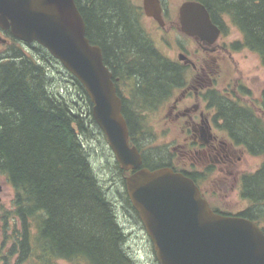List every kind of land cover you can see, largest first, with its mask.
<instances>
[{"label": "trees", "instance_id": "trees-1", "mask_svg": "<svg viewBox=\"0 0 264 264\" xmlns=\"http://www.w3.org/2000/svg\"><path fill=\"white\" fill-rule=\"evenodd\" d=\"M197 1L214 19L227 17L241 34L240 47L255 53L264 68V0ZM75 5L89 43L100 45L113 81L118 78L116 85L126 88L129 99L120 96L122 114L142 167L169 163L168 155L159 156L162 149L144 150L154 136L141 114L155 111L179 87L177 66L138 37V13L129 0H75ZM25 47L33 49L26 52L13 38L8 60L0 61V172L15 194L9 213L13 225L6 235L11 245L0 263L138 264L127 252L115 204L99 183L81 140L106 141L85 90L44 48L36 43ZM224 103L219 111L229 135L247 154L264 158V92L259 102ZM149 150L154 151L152 158ZM114 168L124 187L122 175L127 173L116 162ZM239 188L249 201L240 216L264 232V159L254 172L240 176ZM117 193L123 209L139 221L126 192Z\"/></svg>", "mask_w": 264, "mask_h": 264}, {"label": "water", "instance_id": "water-1", "mask_svg": "<svg viewBox=\"0 0 264 264\" xmlns=\"http://www.w3.org/2000/svg\"><path fill=\"white\" fill-rule=\"evenodd\" d=\"M143 10L163 25L159 0H143ZM179 22L182 33L209 44L220 34L199 2L181 4ZM0 28L25 44L36 42L81 84L116 163L130 172L126 194L158 264H264V232L255 222L214 212L182 173L142 167L112 73L101 49L89 43L75 0H0Z\"/></svg>", "mask_w": 264, "mask_h": 264}, {"label": "flooded vegetation", "instance_id": "flooded-vegetation-1", "mask_svg": "<svg viewBox=\"0 0 264 264\" xmlns=\"http://www.w3.org/2000/svg\"><path fill=\"white\" fill-rule=\"evenodd\" d=\"M170 1L159 0L163 23L159 25L154 18L144 13L143 0H129L138 13L135 19L140 31L138 37L150 44L161 58L177 66L180 80L179 87L173 89L167 102L156 108L158 111H152L153 113L165 112L171 119L170 124L177 130V142L173 151L177 150L178 153L170 155L169 163L153 169L147 167V169L169 167L174 172L189 177L198 187L201 196L211 206L209 175L220 173L223 175L221 178L225 180L223 182L232 181L235 186L243 174L239 171L238 164L247 154V149L234 140L224 128L219 105L221 100L225 102L223 107L228 103L242 106L250 102L251 90L242 78L238 61L235 60V55L246 48L240 47L241 38L239 41L227 43L224 36L228 32L226 26L230 28L232 25L231 21L224 16L214 19L208 10L211 23L220 30L218 38L209 44L208 41L196 36L185 35L180 28L179 7L185 2L198 1L182 0L175 9L170 8ZM166 35L173 36L175 41L177 38L184 40V44L177 41L171 55L159 48L163 43H169ZM0 37L5 40L0 41V61H7V48L15 37L11 35L9 29L2 28H0ZM20 43L23 44L21 41ZM34 44L35 42L23 44L26 52H31L33 48L25 46ZM97 46L101 49L100 45ZM114 82L116 85L119 79L115 78ZM116 89L119 96L125 97L123 92H126V88H121L117 84ZM125 98L129 99L128 96ZM8 187L4 175L0 172V259L4 258L2 250L5 249V242H7V228L13 225V217L9 213L12 210L15 194L12 189L11 197ZM9 199L10 206L7 205ZM242 211L231 215H240Z\"/></svg>", "mask_w": 264, "mask_h": 264}, {"label": "rangeland", "instance_id": "rangeland-1", "mask_svg": "<svg viewBox=\"0 0 264 264\" xmlns=\"http://www.w3.org/2000/svg\"><path fill=\"white\" fill-rule=\"evenodd\" d=\"M181 1L182 0H171L169 2L170 8L172 9L173 7L175 9ZM226 30L228 32L226 33V36H224V40L227 43L240 40L241 36L239 31L234 26L231 25L230 28L226 26ZM166 38L169 40V43H163L162 47H159L166 54H172L174 47L177 45V41L184 44L183 38H177V41L174 40L173 36L166 35ZM235 60L238 61V68L242 78H244L246 85L251 90L249 95L250 99L252 97L253 102H259L261 93L264 92V68L261 66L259 58L249 49H245L240 52V54L235 55ZM124 96L127 97L128 94L125 92ZM170 104L171 103H169V105ZM155 111L158 110L156 109ZM163 111H165V109ZM141 115L146 117L145 122L151 130V133H153L152 136H154H150V140L144 147V150L149 148H152L151 150H155L153 148L162 149V152H159L161 153L159 156L164 159L167 155L170 158V155L173 153L176 154L177 150L173 151V147L176 146L177 142V130L170 124L171 119L166 115V113H153L148 111L143 112ZM81 140L88 153L90 164L97 179L99 180V183L103 187L107 197L115 204V212L117 214L119 224L127 235L126 248L130 257L138 264H158L153 253L150 240L147 237L142 224L135 218L132 211L124 210L122 207L121 198L118 196L119 194L117 192L121 193L125 191V188L121 183L118 171L114 168L115 159L106 141L102 137L98 140ZM151 150L147 153V156H150L149 158L154 156L152 153L154 151ZM263 159L264 158L261 156L245 154L241 162L238 164V169L241 173H252L260 167ZM222 176L223 175L220 173H217L216 175H209L210 203L221 211L231 214L238 213L247 208L249 201L242 197L239 188V181L235 184V186H233L234 184H232V181L223 182L225 180L221 178ZM8 188L12 197V188L10 185ZM7 205H11L10 199L8 200ZM6 241L5 249L2 250V255H6V251L11 245L9 242L11 241L10 239ZM11 260L13 261L14 258ZM57 263L69 264L65 261H59Z\"/></svg>", "mask_w": 264, "mask_h": 264}]
</instances>
